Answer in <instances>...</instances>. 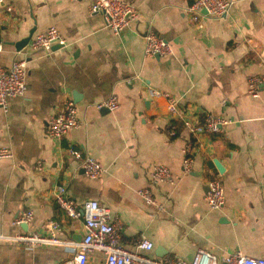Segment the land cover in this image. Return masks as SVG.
Wrapping results in <instances>:
<instances>
[{"label": "crops", "instance_id": "1", "mask_svg": "<svg viewBox=\"0 0 264 264\" xmlns=\"http://www.w3.org/2000/svg\"><path fill=\"white\" fill-rule=\"evenodd\" d=\"M124 1L139 15L114 35L90 11V0H4L0 63L26 60L27 89L8 98L6 113L0 108V148L12 153L0 158V233L43 234L56 222L59 237L80 241L84 219L70 218L54 199L55 187L64 185L77 205L94 199L109 207L128 249L145 237L152 247L141 252L156 258L191 261L199 247L219 256L240 250L264 258V0H235L226 16L204 17L200 25L186 10L192 0ZM50 26L66 44L32 48L30 40ZM149 29L168 41L171 53L143 56ZM252 75L260 79L256 96L247 90ZM151 89L178 99L185 119L208 111L231 120L218 133L197 136L189 172L181 161L190 135ZM112 93L116 110L94 107ZM64 96L75 101L80 126L55 140L47 121ZM70 147L94 157L103 172L89 178ZM156 164L167 166L174 182L153 184ZM213 178L224 188L218 210L204 199ZM141 188H149L164 209L146 203ZM27 211L28 222L14 223ZM74 253L62 245L27 248L0 240V264H69ZM86 264H104V254L92 252Z\"/></svg>", "mask_w": 264, "mask_h": 264}, {"label": "built area", "instance_id": "2", "mask_svg": "<svg viewBox=\"0 0 264 264\" xmlns=\"http://www.w3.org/2000/svg\"><path fill=\"white\" fill-rule=\"evenodd\" d=\"M78 1V0H70ZM90 11L99 13L104 25L111 29L114 35H118L126 26L138 18L137 8L124 0H90ZM235 0H192L187 7L191 20L200 25L204 17H224L231 10ZM4 0H0V11ZM10 10V8H8ZM205 10V13L202 12ZM61 47L66 44V39L59 30L50 26L45 32L36 34L29 42L32 48H44L51 50L54 45ZM3 44L0 42V52ZM171 45L164 38L152 30L146 31L143 36L142 52L144 57L163 56L171 53ZM26 60L14 59L8 66L0 63V108L4 113L8 111V98L23 96L27 89V67ZM260 79L250 76L247 80V90L252 96L258 93ZM153 97H163L167 102V110L172 117L181 118L184 127L190 137L184 142L182 148L181 167L183 171L189 172L194 158L195 143L197 136L205 133H218L222 127L231 122L230 119L213 115L205 111L196 120L185 119L179 106V101L166 91L151 89ZM98 110L106 109L114 111L119 102L115 94H110L105 99L93 104ZM77 107L71 96H64L57 110L50 115L47 121V134L55 140H60L71 129L80 126L77 116ZM168 132L171 136L176 135V130L171 121L168 122ZM68 152L79 160V166L89 178H96L103 172V167L90 154L81 155L73 148ZM12 156L8 148H0V158ZM40 168V166H39ZM151 182L153 184L163 182H174V177L167 166L156 164L151 171ZM139 196L149 204H153L158 210H163V204L158 203L152 196L149 188L138 190ZM54 199L70 218L82 216L84 219V234L80 241L76 242L68 238L59 237L61 227L56 222H50L47 233H16L5 235L0 233V240L17 243L27 248L41 245H62L75 250L69 264H86L88 256L94 251L104 254V264H264V258L244 254L240 250L224 255H217L204 248H197L191 261L178 257H151L141 251L150 250L152 242L145 238H139L135 243V249L131 250L120 243L121 223L111 219L109 207L99 204L97 200L87 199L81 205H77L67 196L66 187L57 185L54 189ZM204 199L210 209L218 210L224 204V188L220 179L213 178L207 183V191ZM31 211L18 215L14 223L28 222Z\"/></svg>", "mask_w": 264, "mask_h": 264}, {"label": "water", "instance_id": "3", "mask_svg": "<svg viewBox=\"0 0 264 264\" xmlns=\"http://www.w3.org/2000/svg\"><path fill=\"white\" fill-rule=\"evenodd\" d=\"M203 13H205V10H202ZM141 27H143V24L141 25ZM145 28V27H144ZM30 37H27L25 39H23L22 41H19V43H17L15 45L16 49H19V47L23 44H26L28 42ZM61 47L60 45L56 44L52 47V49H57ZM155 56H158V55H155ZM103 110H106V109H103ZM215 165H216V168L218 169L219 172H222L223 170V167L220 165V163L218 161H214Z\"/></svg>", "mask_w": 264, "mask_h": 264}]
</instances>
